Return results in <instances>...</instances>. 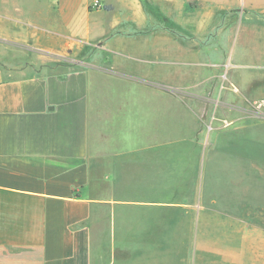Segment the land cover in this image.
I'll use <instances>...</instances> for the list:
<instances>
[{
    "label": "crops",
    "instance_id": "crops-1",
    "mask_svg": "<svg viewBox=\"0 0 264 264\" xmlns=\"http://www.w3.org/2000/svg\"><path fill=\"white\" fill-rule=\"evenodd\" d=\"M145 2L0 0V264L190 261L219 134L203 139L196 94L171 92L193 75L202 93L206 65L156 39Z\"/></svg>",
    "mask_w": 264,
    "mask_h": 264
},
{
    "label": "rangeland",
    "instance_id": "rangeland-1",
    "mask_svg": "<svg viewBox=\"0 0 264 264\" xmlns=\"http://www.w3.org/2000/svg\"><path fill=\"white\" fill-rule=\"evenodd\" d=\"M146 2L154 7L156 39L169 35L172 46L186 51L184 61H202L207 67L202 93L193 75L189 84L172 85L171 92L196 94L200 100L196 108L204 113L203 139L210 141L219 134L218 143L204 148V166L214 158L224 163L210 173L209 165L204 171L203 230L196 233L185 264H264V230L255 228L264 223V120L249 105L264 97V0ZM95 49L64 57L49 53L37 61L82 62ZM4 55L9 59L16 54ZM32 55L19 54L17 60H30ZM175 57L173 61L179 59ZM229 81L237 85V91ZM253 229L256 238L253 233L248 236ZM180 253L184 256L185 250ZM138 257L129 252L116 255L118 264H134Z\"/></svg>",
    "mask_w": 264,
    "mask_h": 264
},
{
    "label": "built area",
    "instance_id": "built-area-1",
    "mask_svg": "<svg viewBox=\"0 0 264 264\" xmlns=\"http://www.w3.org/2000/svg\"><path fill=\"white\" fill-rule=\"evenodd\" d=\"M237 91L236 88H233ZM253 114L260 119L264 120V97H260L249 102Z\"/></svg>",
    "mask_w": 264,
    "mask_h": 264
}]
</instances>
